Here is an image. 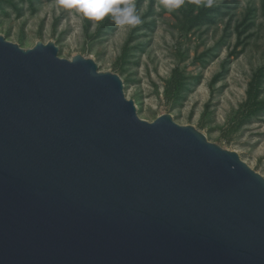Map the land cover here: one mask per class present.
Wrapping results in <instances>:
<instances>
[{"label":"water","instance_id":"95a60500","mask_svg":"<svg viewBox=\"0 0 264 264\" xmlns=\"http://www.w3.org/2000/svg\"><path fill=\"white\" fill-rule=\"evenodd\" d=\"M123 88L0 35V264H264V178Z\"/></svg>","mask_w":264,"mask_h":264},{"label":"rangeland","instance_id":"374dc122","mask_svg":"<svg viewBox=\"0 0 264 264\" xmlns=\"http://www.w3.org/2000/svg\"><path fill=\"white\" fill-rule=\"evenodd\" d=\"M130 2L135 26L89 19L59 0H0V35L93 60L121 79L141 119L169 114L264 178V0Z\"/></svg>","mask_w":264,"mask_h":264},{"label":"clouds","instance_id":"9594fccd","mask_svg":"<svg viewBox=\"0 0 264 264\" xmlns=\"http://www.w3.org/2000/svg\"><path fill=\"white\" fill-rule=\"evenodd\" d=\"M61 6L76 8L85 17L94 20H102L111 15L118 25H137L140 17L136 14V8L130 0H59ZM183 0H165L166 5L179 7ZM123 5V6H121Z\"/></svg>","mask_w":264,"mask_h":264}]
</instances>
